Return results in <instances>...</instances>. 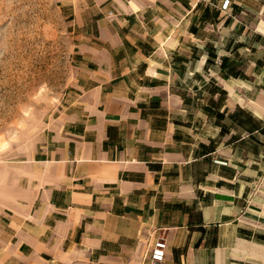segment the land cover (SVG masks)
<instances>
[{
    "label": "crops",
    "instance_id": "0c3cea01",
    "mask_svg": "<svg viewBox=\"0 0 264 264\" xmlns=\"http://www.w3.org/2000/svg\"><path fill=\"white\" fill-rule=\"evenodd\" d=\"M61 1L76 78L0 159V264H144L160 239L165 264H264V0Z\"/></svg>",
    "mask_w": 264,
    "mask_h": 264
},
{
    "label": "rangeland",
    "instance_id": "374dc122",
    "mask_svg": "<svg viewBox=\"0 0 264 264\" xmlns=\"http://www.w3.org/2000/svg\"><path fill=\"white\" fill-rule=\"evenodd\" d=\"M61 0H0V159L28 157L76 78Z\"/></svg>",
    "mask_w": 264,
    "mask_h": 264
},
{
    "label": "built area",
    "instance_id": "2783aa9c",
    "mask_svg": "<svg viewBox=\"0 0 264 264\" xmlns=\"http://www.w3.org/2000/svg\"><path fill=\"white\" fill-rule=\"evenodd\" d=\"M229 2L225 4L228 7ZM168 251V243L164 239L158 240L149 254L148 260L144 264H165Z\"/></svg>",
    "mask_w": 264,
    "mask_h": 264
}]
</instances>
